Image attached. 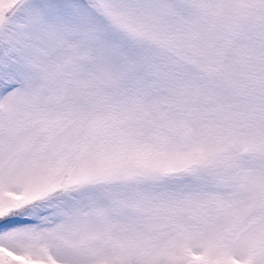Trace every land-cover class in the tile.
Here are the masks:
<instances>
[{
  "label": "snow or ice",
  "instance_id": "1",
  "mask_svg": "<svg viewBox=\"0 0 264 264\" xmlns=\"http://www.w3.org/2000/svg\"><path fill=\"white\" fill-rule=\"evenodd\" d=\"M0 264H264V0H0Z\"/></svg>",
  "mask_w": 264,
  "mask_h": 264
}]
</instances>
